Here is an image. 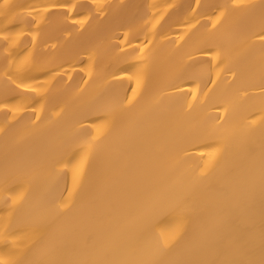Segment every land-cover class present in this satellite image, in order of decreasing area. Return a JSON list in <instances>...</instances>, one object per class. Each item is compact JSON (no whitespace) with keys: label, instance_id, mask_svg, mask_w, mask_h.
Segmentation results:
<instances>
[{"label":"bare ground","instance_id":"obj_1","mask_svg":"<svg viewBox=\"0 0 264 264\" xmlns=\"http://www.w3.org/2000/svg\"><path fill=\"white\" fill-rule=\"evenodd\" d=\"M98 2L103 14L93 0H10L19 35L0 40V219L9 197L23 199L9 239L45 264L129 256L136 206L171 192L156 219L185 227L175 258L259 262L264 0Z\"/></svg>","mask_w":264,"mask_h":264},{"label":"snow or ice","instance_id":"obj_2","mask_svg":"<svg viewBox=\"0 0 264 264\" xmlns=\"http://www.w3.org/2000/svg\"><path fill=\"white\" fill-rule=\"evenodd\" d=\"M93 6L98 9V11L103 14L105 4L98 2V0H93ZM16 6L10 3V0H3L0 3V40L4 41L6 45L13 42L14 35H19L13 32L12 25H14L18 20V15L13 14V10ZM59 7L66 10L67 13H71L76 7V4H61ZM254 7V5L247 2V0H233L232 8L234 10H241L246 8ZM44 11H48L47 8ZM38 14V13H37ZM223 16L224 13H221ZM90 18L86 17L82 20L75 21L84 25L88 23ZM220 18L218 17L217 20ZM33 22L39 25V21L33 17ZM217 25L214 22L213 27ZM22 34V33H20ZM35 39V37H33ZM259 39L264 44V31L259 34ZM219 53H217V56ZM216 57H213L215 59ZM28 58L23 62L27 64ZM261 74V95L264 96V59L261 61L260 66ZM23 82L21 81L16 86L20 87ZM139 83V82H138ZM25 87H28L25 85ZM35 91V89H32ZM255 121H253V124ZM260 123L264 125V109H262L260 116ZM251 129H247L250 131ZM223 149H217L216 153L212 155L215 157ZM212 161H209L211 164ZM206 175V169L200 173L199 177L193 179L194 184L200 178ZM7 182V180H6ZM261 183L264 187V160L261 162ZM12 203L9 205L7 210V215L0 219V264H45L41 260H26L20 254V242L16 239H9V237H15L16 233L13 231L14 228V214L17 204L23 199L22 195L9 197ZM175 201V196L171 192L150 195L143 199L136 206L135 219L142 223L143 228L140 236L138 237L137 245L135 246L133 252L129 256L121 258H108L107 250L100 257L89 260H79L73 262H63V261H50L47 264H264V244H262V258L259 262L252 259H239V260H223V261H195L175 258L172 253L176 249L180 239L185 231L184 225H179L172 231H165L162 227L161 221H157V210L165 211L167 207ZM7 203V200H6ZM113 241H109V248L113 246Z\"/></svg>","mask_w":264,"mask_h":264}]
</instances>
